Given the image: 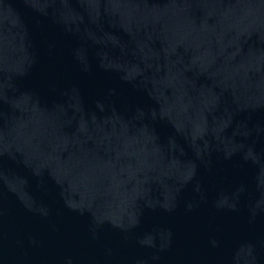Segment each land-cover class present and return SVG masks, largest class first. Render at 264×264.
Instances as JSON below:
<instances>
[{"label": "water", "instance_id": "95a60500", "mask_svg": "<svg viewBox=\"0 0 264 264\" xmlns=\"http://www.w3.org/2000/svg\"><path fill=\"white\" fill-rule=\"evenodd\" d=\"M0 264H264V0H0Z\"/></svg>", "mask_w": 264, "mask_h": 264}]
</instances>
